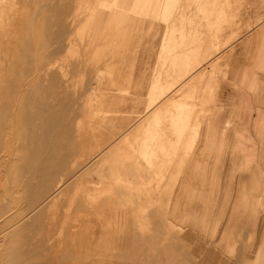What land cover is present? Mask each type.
<instances>
[{"label": "rangeland", "instance_id": "rangeland-1", "mask_svg": "<svg viewBox=\"0 0 264 264\" xmlns=\"http://www.w3.org/2000/svg\"><path fill=\"white\" fill-rule=\"evenodd\" d=\"M70 1L55 0L54 13L60 14L55 22L65 21L71 36L54 50L49 48L53 43L46 41L45 30L56 25L39 18L40 0H0V264H8V252L13 257L9 264H53L56 256L69 264L72 260L84 263V258L75 254L80 247L69 240L77 236L81 241L80 237L87 235L79 236L76 230L81 224L69 217L75 194L63 191L78 176L99 181L94 165L86 174L87 162L96 164L115 138L123 142L128 155L136 157L133 163L124 162L125 169L131 170L132 185L149 179L157 182L160 164L148 163L125 141L133 137L136 150L141 147L146 134L138 130L137 116L151 101L150 92L160 72L164 95L156 90L153 98L159 106L167 103V92L173 96L185 79L200 85L198 94L208 108L200 115V138L180 168L176 185L172 176L166 179L165 192L159 194L153 185L149 193L129 194L123 187L106 210L89 204L88 217L96 225L88 227L90 239L96 246L114 241L116 248L125 245L129 253L144 254L135 262L132 255L124 261L114 258L113 264H150L147 259H157L156 251H149V243L135 249L132 241L136 231H141L138 219L145 213L141 205L147 204L151 221L155 222V217L171 220L185 230V241L170 238L161 244L167 226H153V230L162 231L159 249L173 245L170 249L182 255L174 264H264L263 210L254 197V191L262 194L263 187H248L243 178L237 179L252 171L232 170V163L237 166L238 149L231 137V112L227 107L222 111V97L216 96L218 78L226 76V69H220L219 64L227 47L250 33L254 28L251 21L258 23L264 18H260L264 0H180L186 35L178 42L185 47L200 45L193 57L198 62L187 73L185 66L173 67L166 52L161 57L162 43L170 47L174 41L164 39V21L151 16L158 0L152 4L151 0H78L75 9L70 8ZM140 2H146L148 8L143 10ZM221 10L226 13L219 19ZM27 60L31 64L24 67ZM213 69V86L206 92ZM255 87L253 82L251 89ZM209 94L210 101H206ZM227 98L229 101V93ZM216 121L210 150L208 129ZM165 124L167 120H163ZM175 162L170 174L178 170L179 161ZM86 188L76 186L75 192L85 193ZM170 191L172 199L166 209ZM158 198L162 209L156 207ZM90 199L98 203L96 197ZM78 213L85 221L83 211ZM122 217L128 220L127 242L122 240L124 233L115 232ZM95 252L96 264L111 262L107 250Z\"/></svg>", "mask_w": 264, "mask_h": 264}, {"label": "crops", "instance_id": "crops-1", "mask_svg": "<svg viewBox=\"0 0 264 264\" xmlns=\"http://www.w3.org/2000/svg\"><path fill=\"white\" fill-rule=\"evenodd\" d=\"M71 1V8H77L78 0ZM152 2L151 0L150 4H152ZM179 2L180 0H158L156 1L155 9L151 12V16L154 19L164 21V39L173 38L174 41L173 45L170 47H164L165 43H162L160 48L161 57H163L166 52V54L172 58V66L175 67L177 64L185 66V72L187 73L191 66L198 62L197 58L195 59L193 57L199 53L200 45L199 43H194L189 47H185L184 44L178 42L179 37L183 38L186 35L183 18L185 15L179 11ZM140 4L143 10L148 8L146 2H140ZM250 6L251 8L255 7L254 3H250ZM225 13L226 12L223 10L219 11L218 18L222 19ZM257 16L259 17L258 14ZM263 16L264 14H262L260 18ZM250 23L252 26L254 25V28L249 30L250 33L244 39H239L237 42L227 47L228 51L219 64L220 69H226L224 72L226 76L218 78L220 89H218L219 92H217L216 96L222 97L220 103L222 111L224 107H227L229 108V112H231V137L234 139L238 149L237 166H235V163H232V170L246 169L247 171H252V173L248 172L240 177L238 176L237 179L240 180L243 178L242 181L245 182L244 184L248 187L259 185L263 187L262 194H260V191H254V197L260 200L262 204V217L264 218V18L260 19L258 23L253 21ZM215 71L216 70L213 69L211 79L206 84V92L213 86ZM183 77L184 74L181 75L178 80ZM200 79L201 78H199L198 81H200ZM191 81L187 83V79H185L173 96L170 95L171 91L167 92L165 96L167 97V103L159 106L157 102L154 104L153 98L155 96L154 91L156 92V90H159L160 96L164 95V86L160 72L154 83V91L150 92L151 101H149L148 105L144 110L139 112L137 116L139 118L138 130L146 134V137L141 143V147L136 150L133 144V137H129L125 141L129 144L130 148H132L131 150H134V152L139 151L142 154V158L148 163L152 164L157 162L160 164L159 170L156 171L157 182L149 179L147 182L137 183V186L132 185L129 180V176L132 175L130 172L131 170L127 171L125 169L124 162L129 161L133 163L136 161V157L131 154L128 155L127 152H125L123 142H120L119 138H115V140L110 143L108 149L102 151L101 157L96 164H93L95 161L91 160L87 162V167L85 168L86 174H89V170H91L94 165V167L97 168L99 181H95L94 179L88 180V178L82 179L80 176L74 178L72 181V178L70 179L71 186L69 185V187L63 191L65 193L71 192V194H75L71 199V207L67 205L72 208V210L69 208V210H71L69 217L72 219V222L76 219L77 222L81 224V227L76 230V233H78L79 236L84 234L87 235V237H80L81 241H77V236L76 240H69L73 245L80 247L75 251L77 257L80 256L81 259L84 258V263L73 260L71 263L96 264L95 251L99 248L107 250L108 257L111 259V262L103 264H113L114 258L124 261L130 255H132L133 262H135L137 260H142L141 257L144 255L139 251L142 248L141 245L139 246L141 243H149V251L152 250L157 253V259H155L154 256L148 257L147 261L150 264H162L163 261H166L167 264H174L175 259H183L182 255L170 249L173 245H164L161 251L158 244L161 243L160 233H162V231L154 228L155 234H152V232L154 231L153 226H167L166 233H164L163 237L164 242L161 243L165 244L170 238L174 242L185 241V230H183V227L178 225V223L171 220L162 221L155 217V222L151 221L147 213L150 206L147 204L141 205L142 210L145 212L138 219V225L141 231H136L132 239L135 243L134 248H140L136 250L139 251V253H129L126 251L127 246L125 245L116 248L114 241H112V245L108 243L106 246L103 244L102 247L96 246L94 239H90L89 236L90 230L88 227L95 228L96 225L94 219L91 220V216L90 218L88 217V205L90 204V206H93L96 210H99V206H101V209L103 208L102 210H106L109 208L113 196H119L123 187L127 188L126 192L129 194L136 193L141 195L143 193H149L153 185H155V189L161 194L166 191V179L170 178V176L173 178V185H176L180 177V168H182L186 161L185 159L194 150L197 140L200 138L202 130L200 115L208 110V108H204L205 98L201 94H198L200 85ZM253 82L256 86L255 89H251ZM227 85L230 86L229 90L227 88V90L223 91L222 88ZM227 93L230 95L229 101L228 98L226 99ZM207 100L210 101V94L209 97L206 98V101ZM149 115L152 117H149ZM163 120H167L168 125L165 124L166 126H164ZM216 125L217 121L209 125L208 129L210 134L209 137L207 136V140L208 144H210V150H212L214 144ZM168 132H172L173 137H169ZM135 140L136 139H134V141ZM183 146L185 147L183 148ZM176 160L179 161V164L177 163V169L179 170L169 174L171 167L173 166L175 168L174 163H176ZM106 164L108 165L107 171L104 169ZM239 182L240 181H238V184ZM88 183H91V185ZM79 185L87 187L84 189L85 193L75 192L76 186L79 187ZM90 197H96L98 203L95 204V201H91ZM110 197H112V199ZM171 199L172 191L169 192L166 209L169 208ZM157 201V209H162L164 205L161 203V198H158ZM77 205H80V208H78ZM79 211H83V216L85 215L84 218L87 217L85 221H81L82 216L81 213H78ZM127 222V218L125 217L124 219L122 217L115 225L116 233H120L121 235L124 233L122 239L124 242L130 240H128L125 235L127 231ZM92 231H94V229ZM72 237L74 238V235ZM124 242L123 244H125ZM102 243H105L103 239ZM117 249L120 252L118 255L112 253V251ZM174 249H176V247H174ZM61 259L62 258L58 259L56 256L54 264H58L59 262H61V264H69L67 262H62ZM154 260H157V263H154Z\"/></svg>", "mask_w": 264, "mask_h": 264}, {"label": "bare ground", "instance_id": "bare-ground-1", "mask_svg": "<svg viewBox=\"0 0 264 264\" xmlns=\"http://www.w3.org/2000/svg\"><path fill=\"white\" fill-rule=\"evenodd\" d=\"M72 1H70L71 3ZM37 10L39 13V18L45 20V18L47 19L46 21H48V25H56L55 28L52 29H46L45 30V34H46V41L52 45L49 46L50 49H54V50H58L57 48H59L60 44L65 42V40H69L70 36H71V32L67 29V23L64 22H55L56 19H59V15L56 13H54V11L57 9L56 4H55V0H40L38 6H37ZM71 8V5H70ZM66 7L63 9L65 11ZM43 11H45V13H43ZM57 12H59V9L57 10ZM41 13V14H40ZM54 13V14H53ZM34 19V18H33ZM43 22V21H42ZM59 27L63 28L60 29ZM55 58L57 57V54L54 56ZM69 61V59H68ZM31 64V62L29 60L25 61L24 67L29 66ZM66 64V63H65ZM59 65V64H58ZM62 68V67H61ZM194 128V127H193ZM194 136V135H193ZM185 138V137H184ZM186 139V138H185ZM184 140V139H183ZM193 140V139H192ZM187 141V140H186ZM184 141V142H186ZM183 143V142H182ZM189 143V141H188ZM185 145V143H184ZM182 147V146H181ZM185 146H183L184 148ZM181 149V148H180ZM178 150V149H177ZM179 151V150H178ZM177 153V152H176ZM179 154V153H178ZM180 156V154H179ZM176 157V155H175ZM178 157V156H177ZM175 164V163H174ZM173 165V164H172ZM173 168V166L171 167ZM179 170V169H178ZM170 174V173H169ZM172 174V173H171ZM176 175V174H175ZM171 177V176H170ZM175 179V178H174ZM119 180V179H118ZM11 184V183H10ZM59 184V183H58ZM60 186V184H59ZM114 189V188H113ZM112 189V191H113ZM161 191V190H160ZM114 192V191H113ZM95 194V193H94ZM114 195V194H113ZM112 195V196H113ZM112 199V197H110ZM114 198V196H113ZM53 206V205H52ZM146 208V207H145ZM144 211V210H143ZM142 224V223H141ZM169 224V223H168ZM64 226V225H63ZM63 230V228H62ZM63 232V231H62ZM57 233V232H56ZM175 235V234H174ZM38 237V236H37ZM66 237V236H65ZM37 239V238H36ZM41 239V238H40ZM63 239V238H62ZM62 239L60 240L61 243L59 242V244L61 245L60 247L65 246V241H62ZM66 239V238H65ZM37 241V240H35ZM64 248V247H63ZM51 249V248H50ZM62 250V249H61ZM21 252V251H20ZM7 253V252H5ZM65 254V253H64ZM63 254V255H64ZM5 256H7V263L9 264V262L11 261L12 254L11 253H7L5 254ZM5 258V257H4ZM54 261V260H53ZM51 261V262H53ZM50 262V263H51ZM55 263V262H54ZM53 263V264H54ZM58 264H61V262H59Z\"/></svg>", "mask_w": 264, "mask_h": 264}]
</instances>
